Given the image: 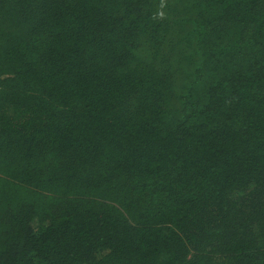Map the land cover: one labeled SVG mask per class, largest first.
Segmentation results:
<instances>
[{
  "label": "trees",
  "instance_id": "trees-1",
  "mask_svg": "<svg viewBox=\"0 0 264 264\" xmlns=\"http://www.w3.org/2000/svg\"><path fill=\"white\" fill-rule=\"evenodd\" d=\"M0 264H264V0H0Z\"/></svg>",
  "mask_w": 264,
  "mask_h": 264
}]
</instances>
